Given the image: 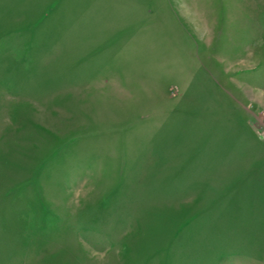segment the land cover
Here are the masks:
<instances>
[{
    "label": "rangeland",
    "instance_id": "obj_1",
    "mask_svg": "<svg viewBox=\"0 0 264 264\" xmlns=\"http://www.w3.org/2000/svg\"><path fill=\"white\" fill-rule=\"evenodd\" d=\"M3 6L0 264H264V0Z\"/></svg>",
    "mask_w": 264,
    "mask_h": 264
},
{
    "label": "crops",
    "instance_id": "obj_2",
    "mask_svg": "<svg viewBox=\"0 0 264 264\" xmlns=\"http://www.w3.org/2000/svg\"><path fill=\"white\" fill-rule=\"evenodd\" d=\"M4 0L2 1V3H0V9H2L4 6Z\"/></svg>",
    "mask_w": 264,
    "mask_h": 264
}]
</instances>
